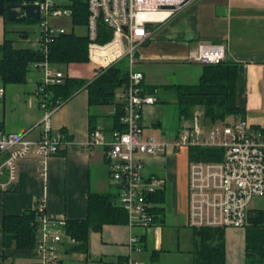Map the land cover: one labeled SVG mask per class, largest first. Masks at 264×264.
Instances as JSON below:
<instances>
[{"label": "crops", "instance_id": "obj_1", "mask_svg": "<svg viewBox=\"0 0 264 264\" xmlns=\"http://www.w3.org/2000/svg\"><path fill=\"white\" fill-rule=\"evenodd\" d=\"M58 2L64 4L65 0ZM217 7L224 8L223 15H217ZM5 30V18L0 15V43ZM35 37L25 39L17 35L12 39L15 44L25 46ZM200 43L224 45L225 60L237 64V105L245 110L249 123L256 127L264 126V0H192L181 11L153 26L149 37L135 53L134 69L143 75L142 89L156 98L155 103L142 110L144 139L172 141L182 125L191 120L180 117L177 98L170 87L198 82L203 64L192 57ZM90 63L70 65L68 74L91 81L99 66L91 60ZM50 66L62 73L66 70L60 66ZM43 79V69L33 66L25 82L4 86L0 119L6 132H27V138L31 140L40 137L38 124L44 112L39 107L36 90ZM169 107L178 117L174 126H164V112ZM113 113V105L91 108L85 88L78 90L54 110L50 119L52 129L61 132L67 143L45 163L33 156L22 159L16 183L7 191H0V264L35 262L34 250L3 247L2 218L5 214L21 215L31 211L37 200L44 197L47 217L66 221L82 219L86 215L90 193L117 194L119 187L111 180L105 148L88 144L91 132L96 129L108 136L105 130L110 127ZM228 121L234 119L229 118ZM216 124L206 120L203 122L206 129ZM146 132L150 134L145 135ZM184 150L188 167L186 149L169 148L163 155H142L145 175L163 181L162 223L158 218L154 226L148 229L129 228L128 221L124 225H104L100 231L89 233L87 256L66 252L69 244H63L59 249L60 260L54 264H126L131 235L139 238L142 248L140 252L132 254L133 258L144 264H192L194 229L186 225L188 180L185 184L184 214L178 213L180 184L177 159ZM229 229L238 228L226 230ZM226 230H223L225 264H245V232L243 248L239 251L238 246L234 247L235 241L227 244Z\"/></svg>", "mask_w": 264, "mask_h": 264}, {"label": "built area", "instance_id": "obj_2", "mask_svg": "<svg viewBox=\"0 0 264 264\" xmlns=\"http://www.w3.org/2000/svg\"><path fill=\"white\" fill-rule=\"evenodd\" d=\"M71 1L74 0H65L64 4L58 0L34 2L40 9L39 30L30 43L34 49L46 53L52 37L67 32L63 27L51 26L48 18L70 17L71 10L66 3ZM81 1L87 3L88 10L86 34L89 39V59L101 68H107L122 58L128 59V83L116 92V99L123 103L121 122L125 130L115 131L106 137L96 129L91 132L88 142L89 145L105 148L111 180L119 187L120 204L128 216L127 226L143 229L154 226L155 214L151 211L153 204L147 200V196L163 189L161 179L145 175L142 155H163L169 148L188 150L198 147L218 150L220 158L188 164L187 227L244 229L251 211V201L255 197H264V126L256 127L243 118L206 129L203 126V110L197 108L191 120L182 125L172 141L144 139L142 136V110L155 103L156 98L142 89L143 75L134 69L135 53L149 37L147 26L163 23L192 0ZM100 24L109 32L112 31L111 39L104 44L97 42ZM123 38L127 40L126 49ZM108 46L111 53H102ZM192 58L203 65L218 64L226 59V50L222 44L200 43ZM33 66L43 69L44 79L41 84L62 82L64 74L52 69L46 61ZM4 93L5 88L0 85V101ZM58 107L47 110L45 103L40 105L44 114L38 124L41 135L36 140L27 138V132H6L0 119V191H7L16 183L22 159L33 156L45 163L67 143L64 135L51 126V115ZM45 209V198H39L35 205L38 228L34 264L58 263L60 245L76 243L65 232L66 220L47 217ZM128 249L126 264H144L132 255L142 249L138 237H129Z\"/></svg>", "mask_w": 264, "mask_h": 264}, {"label": "trees", "instance_id": "obj_3", "mask_svg": "<svg viewBox=\"0 0 264 264\" xmlns=\"http://www.w3.org/2000/svg\"><path fill=\"white\" fill-rule=\"evenodd\" d=\"M71 10L72 29L64 34L52 37L47 52L34 49L31 44L17 45L5 30L0 43V85L25 82L27 73L36 63L46 61L49 65L65 68L64 77L59 84H39L36 90L39 107L46 104L52 110L70 99L78 90L85 88L91 108L113 105L114 113L110 116L111 124L107 127L111 133L123 132V104L116 99L117 90L128 83V59L122 58L107 68L97 67L93 79L74 77L68 74V66H79L90 63L86 34L88 19L87 3L74 0L66 3ZM36 22L38 19H26L25 22ZM9 22H6V25ZM82 28L83 34L74 31ZM100 35L97 42L104 44L111 39L109 30L99 25ZM19 36L29 38L28 33ZM237 64L224 60L218 64H204L202 74L196 84L174 85L170 89L177 98L178 113L181 118L190 120L196 107H201L204 120L210 124L228 123L245 118V110L237 105ZM144 91V90H143ZM107 136V137H108ZM218 150L192 147L188 149V160H218ZM115 193H90L87 198L86 215L82 219L66 221L65 232L76 243L66 246V252L88 255V239L90 232H98L104 225H124L128 221L126 211L119 200L120 190ZM153 205L151 211L155 221L163 220V189L156 190L147 196ZM38 223L35 208L21 215H4L2 218L3 247L15 246L21 250H34L36 247ZM192 264H225L224 231L211 228L194 229ZM245 232V264H264V210H251L244 227Z\"/></svg>", "mask_w": 264, "mask_h": 264}, {"label": "rangeland", "instance_id": "obj_4", "mask_svg": "<svg viewBox=\"0 0 264 264\" xmlns=\"http://www.w3.org/2000/svg\"><path fill=\"white\" fill-rule=\"evenodd\" d=\"M48 22L51 26H61L66 31H71L72 25L71 20L69 17H50L48 18ZM38 23L36 22H22V23H8L7 24V31L8 35L11 38H16L17 35L24 34L25 32L28 33L30 38H34L38 33ZM74 31L78 34H83L84 30L82 28H75ZM111 51H108L105 54H109ZM96 54L93 53V57H95ZM91 64V63H90ZM95 70V69H94ZM177 114L169 107V109H165L164 112V126H169L170 124L174 126V123H177ZM150 133L146 132L145 135H149ZM183 154L179 156V160L177 159V172H178V178H179V184H180V193L178 195V213L184 214V202H185V184L186 180H188V167L186 164V151H182ZM178 158V157H177ZM249 208L251 210H258L262 209L264 210V197H255L250 205ZM244 229L238 228L236 230L229 229L226 230L225 233V239L227 244L229 245L232 241H235L234 247H239L238 250L242 251V243H243V233ZM192 235L194 237V232L192 230Z\"/></svg>", "mask_w": 264, "mask_h": 264}, {"label": "water", "instance_id": "obj_5", "mask_svg": "<svg viewBox=\"0 0 264 264\" xmlns=\"http://www.w3.org/2000/svg\"><path fill=\"white\" fill-rule=\"evenodd\" d=\"M36 0H0V15H3L6 22L22 23L26 19H38L40 17L39 5L34 4ZM217 15L224 14L223 7H217ZM154 26V25H153ZM153 26H147L150 30ZM126 29L124 28V31ZM112 31H110L111 33ZM124 49L127 47V40L122 39Z\"/></svg>", "mask_w": 264, "mask_h": 264}, {"label": "bare ground", "instance_id": "obj_6", "mask_svg": "<svg viewBox=\"0 0 264 264\" xmlns=\"http://www.w3.org/2000/svg\"><path fill=\"white\" fill-rule=\"evenodd\" d=\"M108 51H111V49L109 48V46L105 49H103L102 53H107Z\"/></svg>", "mask_w": 264, "mask_h": 264}]
</instances>
